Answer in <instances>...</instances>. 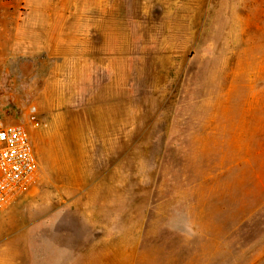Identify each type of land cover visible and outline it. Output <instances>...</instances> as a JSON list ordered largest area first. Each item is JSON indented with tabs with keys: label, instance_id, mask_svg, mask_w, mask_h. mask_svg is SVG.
<instances>
[{
	"label": "rangeland",
	"instance_id": "rangeland-1",
	"mask_svg": "<svg viewBox=\"0 0 264 264\" xmlns=\"http://www.w3.org/2000/svg\"><path fill=\"white\" fill-rule=\"evenodd\" d=\"M0 118V264H264V0H0Z\"/></svg>",
	"mask_w": 264,
	"mask_h": 264
},
{
	"label": "built area",
	"instance_id": "built-area-1",
	"mask_svg": "<svg viewBox=\"0 0 264 264\" xmlns=\"http://www.w3.org/2000/svg\"><path fill=\"white\" fill-rule=\"evenodd\" d=\"M31 120H36L34 114ZM39 173L40 161L30 131L0 118V210L32 187Z\"/></svg>",
	"mask_w": 264,
	"mask_h": 264
},
{
	"label": "crops",
	"instance_id": "crops-1",
	"mask_svg": "<svg viewBox=\"0 0 264 264\" xmlns=\"http://www.w3.org/2000/svg\"><path fill=\"white\" fill-rule=\"evenodd\" d=\"M69 250V249H68ZM71 251V250H70ZM72 252V251H71ZM71 254H73V253H71Z\"/></svg>",
	"mask_w": 264,
	"mask_h": 264
}]
</instances>
